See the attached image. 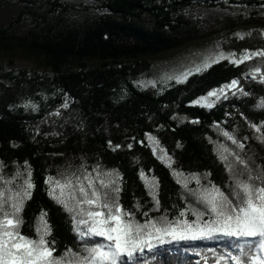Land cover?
Instances as JSON below:
<instances>
[{
  "label": "trees",
  "instance_id": "obj_1",
  "mask_svg": "<svg viewBox=\"0 0 264 264\" xmlns=\"http://www.w3.org/2000/svg\"><path fill=\"white\" fill-rule=\"evenodd\" d=\"M16 1L24 5L16 21L28 15L31 27L20 37L0 29V47L38 59L52 72L43 77L0 67V167L13 176L27 164L35 184L22 212L24 235H35L37 218L45 213L56 255L65 249L80 251L70 216L49 198L45 180L79 176L85 170L96 176L97 165L119 173V202L139 218L154 207L141 172L157 178L163 213L175 217L188 207L187 191L154 154L149 137L159 140L180 170L205 174L222 189L230 184L231 175L218 158L221 145L250 159L254 169L264 168V109L257 107L264 100V83L248 78L246 64L222 61L163 91L140 89L132 82L146 57L235 26L264 23V12L204 26L192 14L193 7H215L223 0H107V14L80 24L69 19V9L60 2L26 12L33 0ZM89 61L96 65L89 66ZM233 79L241 80L249 95L229 96L212 108L194 103ZM39 92L49 98L38 103L37 113L19 109V103ZM250 124L260 126L261 132ZM225 131L244 148L232 144ZM225 243L164 246L150 254L151 264H199L198 253L223 250ZM208 264L215 262L209 258Z\"/></svg>",
  "mask_w": 264,
  "mask_h": 264
},
{
  "label": "snow or ice",
  "instance_id": "obj_2",
  "mask_svg": "<svg viewBox=\"0 0 264 264\" xmlns=\"http://www.w3.org/2000/svg\"><path fill=\"white\" fill-rule=\"evenodd\" d=\"M237 35L243 38L244 34ZM234 55L221 51L215 58L206 59L194 73L186 71L182 79L179 76L169 79L185 83L190 75L202 74L221 60L239 66L254 57L264 59V50H244L239 59L233 58ZM246 75L264 83V69L259 66ZM238 85L239 81L233 79L221 88L209 91L207 97L202 96L200 100H214L201 106L213 107L221 98L227 99L229 91L233 96L237 93L249 95ZM257 107L264 109V100ZM250 127L261 132V127L256 124H250ZM223 135L239 149L244 148L227 131ZM261 138L264 139V134ZM153 139L149 137L150 141ZM109 146L112 147L111 142ZM220 147L222 151L218 158L225 163L232 178L230 191L225 193L211 182L202 185L200 177L194 174L197 207L181 209L172 218L165 213L153 219L145 212V219L141 221L134 212L125 210L119 202L122 177L115 170L102 171L97 165L95 177L85 170L79 176L72 173L62 174L61 179L47 178L49 198L69 214L73 232L83 245L79 252L65 249L60 256L56 255L55 241L49 243L51 226L45 213L37 218L34 236L24 235L21 231L23 208L35 188L31 171H27L22 184H17L16 180L21 176L19 171L4 178L0 168V264H151L153 257L150 254L164 246L209 240L226 243L223 250L210 248L207 253H198L202 257L199 264H208L209 258L215 264H264V168L256 170L250 159L243 158L226 145ZM153 152L155 154V148ZM143 175L141 172L142 178ZM146 187L159 211L160 201L154 191L158 182L146 183ZM182 187L186 188L187 183ZM139 207V204L135 205L137 211ZM68 256L71 259H66Z\"/></svg>",
  "mask_w": 264,
  "mask_h": 264
},
{
  "label": "rangeland",
  "instance_id": "obj_3",
  "mask_svg": "<svg viewBox=\"0 0 264 264\" xmlns=\"http://www.w3.org/2000/svg\"><path fill=\"white\" fill-rule=\"evenodd\" d=\"M53 1L60 2L64 4L67 9H69V19L74 23H88L107 14V8L105 7L108 3L107 0H33V5L26 8V12H28V10H46L50 8L51 2ZM222 2L223 3L221 5L215 7L200 5L195 6L192 9V14L196 17L200 24L209 26L215 22H222L227 18H234L238 16L248 18L255 13L264 12V0H223ZM23 9L24 5L20 4L16 0H0V29L8 28L9 33L13 36H25L31 27L28 15L16 21L17 16ZM238 33L244 34L243 38L238 36ZM244 50H251L253 52L257 50H264V23H248L235 26L232 29L218 32L203 40L192 42L183 48L162 52L156 56H148L146 57V63L137 67L140 71L138 72L139 74L132 79V82L140 89H155L163 91L174 84H178L175 79H169V77L179 76L182 79L184 72L187 71L194 73L197 67H202L203 62L206 59L215 58L221 51L225 54L234 53L235 55L233 58L239 59ZM222 61L228 62V60H221L220 62ZM88 64L89 66H93L96 65V62L89 61ZM242 64L249 66V73L253 68L258 66L264 69V59L260 57H254ZM0 67L4 71L17 72L24 70L29 74L35 73L43 77L52 76V72L49 69H45L38 59H34L21 53L19 54L18 52H8V50L2 47H0ZM191 76L192 75L189 77ZM247 76L249 79H252L250 75ZM257 80H259V78H257ZM238 81V87L243 89V82L241 80ZM35 96L36 97H32L29 100L19 103V109L26 112L37 113L39 109L38 103L47 100L49 95L44 92H39L36 93ZM229 96H232L231 91L228 92V97ZM204 97H207V95ZM212 100H214V98H208L204 101H201L199 98L197 101L200 102L195 104L201 106L202 104H206ZM222 100L224 99L221 98L215 103V105ZM152 138L154 139L151 140L150 143L152 148H155V154L165 165L171 168L174 176L181 184L187 183V187H184L187 191V196H189V203L187 206L190 208L197 207L194 194V190L197 189V184L193 179L194 174L200 177L202 185H208L209 182L212 184L214 183L205 174L187 173L180 170L168 152L162 147L159 140L155 137ZM18 171L21 173V176L17 178L16 183L22 184L23 180L27 176L28 170L24 167L20 168ZM143 174L145 184L147 183L151 185L158 182L155 176L147 173ZM2 175L4 178L12 177L10 176V171H6L4 168H2ZM105 179H107V177H105ZM231 183L232 178L230 184ZM230 184L227 185L225 189H221L225 193H228L230 191ZM147 188L149 190V187ZM154 191H156L158 197V187H156ZM150 212L147 213L149 214V217L153 219L165 214L160 210V208L159 211H157L155 207H153ZM168 216L169 218H172L170 215ZM136 217L141 221L145 219L144 216L143 218H139L136 215ZM191 218V214L189 213V219ZM82 246L83 245H81V248ZM66 259H71V257L68 256Z\"/></svg>",
  "mask_w": 264,
  "mask_h": 264
}]
</instances>
